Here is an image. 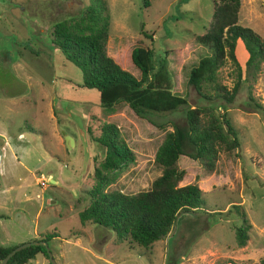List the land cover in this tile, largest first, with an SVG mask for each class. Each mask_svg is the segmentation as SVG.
Listing matches in <instances>:
<instances>
[{"label": "rangeland", "instance_id": "374dc122", "mask_svg": "<svg viewBox=\"0 0 264 264\" xmlns=\"http://www.w3.org/2000/svg\"><path fill=\"white\" fill-rule=\"evenodd\" d=\"M220 1L153 0L144 8L140 0H106L105 51L138 79L130 58L134 47L151 49L156 59L165 56L172 92L189 107L208 105L188 84V74L210 54L196 37L207 32ZM90 2L0 0V132L9 139L5 145L7 138H0V246L51 235L49 248L57 264H257L264 258V117L245 103L250 86L264 107V62L226 111L239 147L220 151L211 173L197 160L179 158L184 171L179 186L194 184L203 192L201 209L181 214L165 238L146 247L80 221L79 213L96 191L94 170H102L105 148L92 140L101 127L110 123L118 128L134 161L115 172L103 171L99 189L133 196L150 189L162 174L156 151L172 131L169 121L183 118L182 111L153 115L150 123L126 103L107 110L97 90L82 87L81 71L51 38L56 22L79 19ZM238 24L264 40V0H240ZM236 57L246 75L248 55L240 41ZM218 80L233 87L236 70L229 59ZM63 132L73 139L70 149ZM243 218L248 239L240 247L235 228ZM27 264L50 262L38 253Z\"/></svg>", "mask_w": 264, "mask_h": 264}, {"label": "trees", "instance_id": "16d2710c", "mask_svg": "<svg viewBox=\"0 0 264 264\" xmlns=\"http://www.w3.org/2000/svg\"><path fill=\"white\" fill-rule=\"evenodd\" d=\"M140 1L148 8L153 0ZM239 8L240 0H221L214 7L207 32L196 37L210 54L201 57L188 74V84L208 101V105L195 107H189L184 97L172 92L171 73L165 56L156 59L151 49L134 47L130 58L140 72L138 79L107 55L105 43L110 17L106 0H91L79 19L55 23L52 44L60 49L65 60L81 71L82 87L98 91L103 108L110 110L126 103L136 116L150 123L153 115L183 112L181 121H169L172 131L156 151L155 162L161 166L162 174L153 181L150 189L133 196L104 193L99 189L105 179L103 171L115 172L134 161V153L119 135L118 128L110 123L101 127L100 135L92 140L105 148V156L102 170H94L97 187L91 193L93 199L79 213L82 223L89 222L111 231L119 239L127 238L146 247L165 238L181 214L202 208L203 192L196 185L179 186L184 176L178 166L179 158L186 156L197 160L206 173H211L220 151L230 152L239 147L226 111L244 82L253 81L264 62V40L251 28L238 24ZM239 41L248 55L246 75L236 57ZM226 59L236 70V81L231 89L218 80V71ZM247 94V107L264 117V107L252 97L250 86ZM248 229V221L243 218V224L235 228L238 246L246 244ZM51 237L46 235L44 239L48 245ZM16 246H0V262ZM38 253L47 255L43 246H30L15 253L6 264H27ZM257 264H264V258Z\"/></svg>", "mask_w": 264, "mask_h": 264}, {"label": "water", "instance_id": "95a60500", "mask_svg": "<svg viewBox=\"0 0 264 264\" xmlns=\"http://www.w3.org/2000/svg\"><path fill=\"white\" fill-rule=\"evenodd\" d=\"M63 134V137H64V140L67 144V147L68 149H70L72 146H73V139L71 136L67 135L66 133H62ZM51 182H55L54 180H50ZM30 246H43L46 250V254L48 256V259H49V262L50 264H57L56 260L54 259L53 255H52V252L49 248V245L46 241L44 240H34V241H30V242H25V243H22L18 246H16L13 250H11V252L5 257V259L3 261L0 262V264H6L7 261L15 254L17 253L18 251L22 250V249H25V248H28Z\"/></svg>", "mask_w": 264, "mask_h": 264}, {"label": "crops", "instance_id": "0c3cea01", "mask_svg": "<svg viewBox=\"0 0 264 264\" xmlns=\"http://www.w3.org/2000/svg\"><path fill=\"white\" fill-rule=\"evenodd\" d=\"M238 43H239V42H238ZM1 137H2V138H7V137L4 135V131H3V132H0V138H1ZM19 137H20V136H19ZM6 140H8V141H5V142H4L5 145H7L8 142H9V139H8V138H7Z\"/></svg>", "mask_w": 264, "mask_h": 264}, {"label": "built area", "instance_id": "2783aa9c", "mask_svg": "<svg viewBox=\"0 0 264 264\" xmlns=\"http://www.w3.org/2000/svg\"><path fill=\"white\" fill-rule=\"evenodd\" d=\"M41 185H44V182H41Z\"/></svg>", "mask_w": 264, "mask_h": 264}]
</instances>
